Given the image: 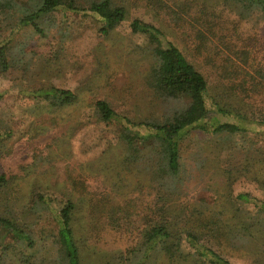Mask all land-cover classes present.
I'll list each match as a JSON object with an SVG mask.
<instances>
[{
  "label": "rangeland",
  "instance_id": "374dc122",
  "mask_svg": "<svg viewBox=\"0 0 264 264\" xmlns=\"http://www.w3.org/2000/svg\"><path fill=\"white\" fill-rule=\"evenodd\" d=\"M164 1L173 6L172 0ZM113 2L127 8L128 18L108 36L100 34L94 18L68 10L56 12L44 22L46 36L27 28L12 38L0 13V46L9 40L10 48V68L0 72V174L10 181L0 189V215L13 217L19 226L28 223L38 243L23 246L0 231V264H23L22 260L29 262L37 255L50 258L42 252L53 247L54 218L41 220L28 210L31 196L38 193L48 196L57 209L67 200L79 203L85 225L81 235L86 250L83 264L103 263L116 252L127 254L136 245L140 237L137 228L145 225L140 217L147 214L148 203L153 205L156 192L146 184L149 175L140 177L138 173L136 177L131 172L142 171L127 168V149L120 132L100 122L92 106L105 100L131 120L160 114L161 106L151 101L146 83L145 39L130 28L134 19L163 30L207 78L213 95L226 89L247 104L250 118L260 121L264 116V88H254L260 79L258 72L264 71V20L259 15L242 20L222 8L209 16L194 8L188 16L176 7L179 21H173L167 13L153 12L146 0ZM237 52L243 54V60L247 58L246 63L237 58ZM234 64L244 68L237 79L232 73ZM245 76L256 82L249 81L243 95L237 84ZM50 86L73 91L79 95L78 102L53 111L38 109L29 91ZM262 128L253 125L249 131L227 136L225 143L217 139L215 143L199 132L186 136L181 144V202L199 200L209 186L223 202L227 193L221 192L224 170L236 168L241 174L228 194L247 193L264 201ZM202 167L205 169L200 172ZM139 184L145 193L140 194ZM107 193L115 205L135 203L139 217L134 214L131 221H122L119 230L112 228L105 214L94 213ZM93 215L96 220L91 222ZM221 252L233 264L255 263L256 257L245 250L225 245Z\"/></svg>",
  "mask_w": 264,
  "mask_h": 264
},
{
  "label": "trees",
  "instance_id": "16d2710c",
  "mask_svg": "<svg viewBox=\"0 0 264 264\" xmlns=\"http://www.w3.org/2000/svg\"><path fill=\"white\" fill-rule=\"evenodd\" d=\"M146 1L153 12L167 13L173 21H179L176 7L188 16L194 8L205 16L222 8L242 20L256 15L264 20V0H172L173 6L164 0ZM68 10L97 20L99 32L104 36L128 18L127 8L113 0H0V13L5 16L4 26L10 29L9 37L12 38L20 36L27 28L44 37V22L56 12ZM130 28L133 34L145 39V57L149 64L146 83L151 101L161 106L160 114L131 120L118 114L105 100H97L92 106L100 122L115 126L120 132L119 137L127 149L124 159L127 168L140 169L142 172H131L136 177L138 173L140 177L149 175L146 184L156 194L153 205H146L147 214L140 217L145 225L143 229L137 228L140 237L136 245L127 254L116 252L118 256L114 255L99 264H233L222 255L225 245L254 255V264H264V201L247 193L236 197L228 194V189L241 174L240 168L233 169V172L224 170L227 174L224 175L226 181L221 192L226 190L227 193L223 202L216 198L212 186L203 190L199 200L181 202V176L184 173L181 144L185 137L199 132L210 136L215 143L216 139L225 143L229 140L227 136L249 131L253 125L263 127L261 132L264 135V116L260 121L250 118L245 111L247 104L226 89L213 95L207 78L159 27L134 19ZM8 42L6 40L0 46V72L10 68ZM235 54L246 63L247 58L243 60L242 53ZM243 69L234 64L233 76L236 79L240 77ZM258 74V82L254 77L242 78L237 84L240 94L248 92L246 84L249 81H253L252 84L256 82L255 89L264 88V71ZM29 96L36 101L38 109L47 111L73 106L79 99L73 91L55 86L29 91ZM200 169L203 172L205 167ZM248 171L252 172L250 168ZM9 182L6 174H0V189L7 187ZM130 184L128 182V186ZM138 189L140 194L145 193L144 186L139 184ZM103 203L97 204L94 213L105 214L110 226L117 230L122 221H131L136 212L135 203L129 201L124 206L115 205L108 193ZM59 205L58 209L54 208L49 197L41 193L31 196L29 211L41 220L54 218L55 228L51 232L53 247L42 252L49 253L50 258H39L40 255H37L29 262L22 260L23 264H34L35 261L39 264L49 261L51 264H83L82 255L86 250H83L85 241L81 237L85 227L81 207L73 200ZM91 217V222H94L95 215ZM0 231L20 242V245L35 247L38 244L30 225L19 226L13 217L0 215Z\"/></svg>",
  "mask_w": 264,
  "mask_h": 264
}]
</instances>
